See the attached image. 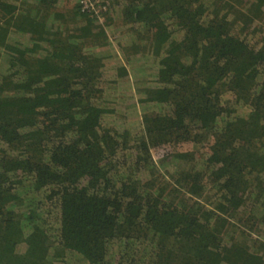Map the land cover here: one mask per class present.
<instances>
[{"label":"trees","instance_id":"1","mask_svg":"<svg viewBox=\"0 0 264 264\" xmlns=\"http://www.w3.org/2000/svg\"><path fill=\"white\" fill-rule=\"evenodd\" d=\"M99 5L0 0V264H264V0Z\"/></svg>","mask_w":264,"mask_h":264},{"label":"built area","instance_id":"2","mask_svg":"<svg viewBox=\"0 0 264 264\" xmlns=\"http://www.w3.org/2000/svg\"><path fill=\"white\" fill-rule=\"evenodd\" d=\"M101 0H80V5L83 11H89L93 13H98L99 8L101 7L100 4ZM99 18L102 19L100 16Z\"/></svg>","mask_w":264,"mask_h":264},{"label":"rangeland","instance_id":"3","mask_svg":"<svg viewBox=\"0 0 264 264\" xmlns=\"http://www.w3.org/2000/svg\"><path fill=\"white\" fill-rule=\"evenodd\" d=\"M121 57H122V55L121 54H119Z\"/></svg>","mask_w":264,"mask_h":264}]
</instances>
